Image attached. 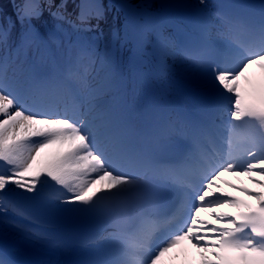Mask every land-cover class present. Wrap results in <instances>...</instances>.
Wrapping results in <instances>:
<instances>
[{
  "label": "snow or ice",
  "instance_id": "snow-or-ice-1",
  "mask_svg": "<svg viewBox=\"0 0 264 264\" xmlns=\"http://www.w3.org/2000/svg\"><path fill=\"white\" fill-rule=\"evenodd\" d=\"M16 7L17 19L30 22L43 14L37 0H22ZM48 7L56 8V18H65L67 0ZM97 7L82 0L78 21L86 24L93 18L99 20L102 13L91 11ZM5 35L6 29L0 26V37ZM88 67L73 73L85 87ZM205 71L212 88L228 101L230 125L258 124L259 149L264 152V41L245 49L234 62L208 65ZM20 103L0 75V162L6 166V174L0 173V193L13 185L25 193L38 194L39 187L51 181L66 194L62 203L88 207L107 203L121 210L130 197L144 195L136 177L111 166L96 132L85 120L18 106ZM246 157L242 160L229 152L227 159L204 172L201 186L191 194L187 216L161 246L151 251L146 264H162L163 258L184 242L199 255L196 264H264V154L247 149ZM225 174L238 181L244 177L254 187L225 180ZM0 211L7 208L0 206ZM150 239L151 234H146L136 246L150 252ZM0 264L7 262L0 260ZM132 264L143 262L133 257Z\"/></svg>",
  "mask_w": 264,
  "mask_h": 264
},
{
  "label": "rangeland",
  "instance_id": "rangeland-1",
  "mask_svg": "<svg viewBox=\"0 0 264 264\" xmlns=\"http://www.w3.org/2000/svg\"><path fill=\"white\" fill-rule=\"evenodd\" d=\"M50 1V2H48ZM139 1L141 5H145L154 9L165 11L173 16H175L180 21H184V17L178 13L176 8L178 6H195L196 8H202L201 0L194 5V0H133ZM54 3L56 5L61 3V0H44V11L42 16L37 19L39 28L43 37L48 40L49 46L55 51L57 61L62 59L63 50L68 46L72 49V75L74 72H78L82 66L88 67L87 84H95L97 78H93L92 74L95 71V66L98 68V73L102 75H107L108 73H113L115 75V80L109 81L107 84V92L112 96H117L119 98V105L121 107V96L119 87L118 77L115 72V61H111L109 53V40L111 37L118 32L119 20H117V15L109 9H104L102 17L99 19L100 23H94V18L92 23H88L87 26L83 27L82 30L77 29L74 26L72 14L75 12L76 2L75 0H67V7L64 11V19L56 18L53 13L56 11L55 7L49 8L48 4ZM207 6H212L208 0H203ZM17 0H0V26L6 29V35L0 37V64L5 65V82L8 79H17L18 86H15L18 90L19 95H26L30 85L35 84L40 86L39 83L45 82L51 84L52 80L58 83L66 91L73 94L75 97H65L58 92H54L46 89L47 93H51L55 99L63 98V110L67 114L68 102H73L77 105L79 114L80 110L84 108L91 100V96L84 100V96L81 92L82 85L76 80V87L72 90H67L63 87V83L59 81L56 74H54V69L51 67L50 63V53L45 51V49L40 45V42L32 44L29 48V54L27 57H23L20 53L19 39L24 28V25L20 19H17ZM213 8H215L213 6ZM214 12V9L212 10ZM225 28V27H223ZM165 36L168 37L167 33ZM54 37V38H53ZM173 42V39L171 38ZM81 48L87 51L86 54L81 55ZM166 51L170 53L171 58L174 62L178 63V67L185 68L186 63L182 62L179 54L176 52V47L173 45H166ZM35 74V76H34ZM21 77V78H20ZM117 84V85H116ZM116 85V86H115ZM13 87V86H12ZM86 87H89L87 85ZM105 98V99H104ZM101 100L103 104L102 107H108L111 105L109 100L110 97H104ZM80 101V102H79ZM79 102V104H78ZM86 103V104H85ZM46 104H43L45 106ZM54 109V108H53ZM123 113L118 119L112 118V116H107V122L101 128H105L110 124H113L116 120L121 121ZM0 173H5L6 170ZM0 218L1 229L13 236L18 238H23L31 241L30 239L22 236V234H17V230H5L10 226L8 219ZM12 225V224H11ZM17 228V227H16ZM21 232V231H20ZM25 233H32L25 229ZM34 236L38 237L36 234L32 233ZM34 242V241H32ZM44 245V244H41Z\"/></svg>",
  "mask_w": 264,
  "mask_h": 264
},
{
  "label": "bare ground",
  "instance_id": "bare-ground-1",
  "mask_svg": "<svg viewBox=\"0 0 264 264\" xmlns=\"http://www.w3.org/2000/svg\"><path fill=\"white\" fill-rule=\"evenodd\" d=\"M199 1L194 0V5L197 4ZM207 5L206 3H202V8H205ZM200 8V7H199ZM100 20H97V23H100ZM234 39L239 40V36L238 34H234L233 36ZM171 44V43H170ZM169 56V54H168ZM95 71L92 74L93 78H97L95 79L96 82L95 84L91 85V84H87L89 85V87H85L82 86L81 87V92L82 95L84 96V100H87L88 97L91 96V100H89V102H87L86 107L83 108L80 112V118L85 120L88 127L92 128L95 132H96V139L97 142L100 144L101 148L105 151V155L107 156L110 164L112 163V161L115 159V157L121 153L127 146V142L126 139L128 136H131L133 131L130 132H125L124 134H121L120 130H116L117 126L112 127L111 132L113 131L115 133V137L109 141H108V135H106L105 137L102 136V132L105 131L107 128H102L103 123H96L94 124V121L98 120L99 118H107V113H109L112 116H115L116 118L118 117L117 114H121V112L124 114V117L126 115V111L128 108L127 106L122 107V109L120 108L119 105V98L117 96H112L107 92V83L109 81L115 80V75L113 73H108L106 76L102 75L101 73H98L97 71V67L95 66ZM35 76V74H34ZM21 78V77H20ZM17 79L13 78V79H8V81H6V84L8 86V89L12 92H14L19 98L20 100L23 99V96L18 95V90L16 89L15 86H18V82H16ZM13 86V87H12ZM50 90H53L54 92H58L59 94L64 95L65 97H71L74 98L75 96L73 94H71L70 92L66 91L64 88H62L58 83H56L54 80H52L51 84H50ZM130 96L128 97L129 101H131V96H136L137 94L135 93V91L131 92L129 94ZM104 97H110L108 101H110L111 105L110 107H102L101 105L103 104V102H100L98 100L103 99ZM105 99V98H104ZM63 103V98L58 99V110H48L54 113H58V114H65L63 113V111L60 110V108L62 107ZM129 103V102H127ZM71 104V103H70ZM70 104L68 105V108L70 106ZM123 104V103H122ZM38 108H43V104H39ZM117 113V114H116ZM67 116H69L68 114H66ZM71 117V116H69ZM74 119V116L71 117ZM125 122V121H124ZM100 129V130H99ZM115 141V142H114ZM17 189L15 186L13 185H9L8 188L5 190V192L7 191H13ZM2 193H0V206H5L7 208V211H0V213H4L5 216L7 218H9V220L12 222V225L10 224V226H7L8 228H6L5 230H17V234H23L26 235L27 238L34 237V235L30 234V233H26L24 232V230L22 228H20L19 226H17V224L14 222L15 218L14 215L10 212L13 211L10 207L8 202L3 199L1 197ZM11 216V218H10ZM16 227H18L20 230H22L20 232V230H18ZM153 247H156V243L152 244ZM148 254L150 252H147ZM199 259V255L197 253H194L191 257H182L179 261L173 262L171 261V259L169 258L168 260H164L162 262V264H196V262ZM124 264H132V260L130 261H126Z\"/></svg>",
  "mask_w": 264,
  "mask_h": 264
}]
</instances>
